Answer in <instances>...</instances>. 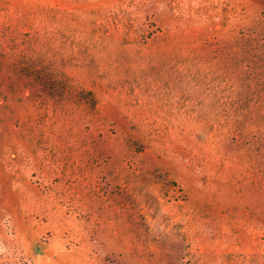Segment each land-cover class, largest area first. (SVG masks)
Wrapping results in <instances>:
<instances>
[{
    "label": "rangeland",
    "instance_id": "1",
    "mask_svg": "<svg viewBox=\"0 0 264 264\" xmlns=\"http://www.w3.org/2000/svg\"><path fill=\"white\" fill-rule=\"evenodd\" d=\"M0 264H264V0H0Z\"/></svg>",
    "mask_w": 264,
    "mask_h": 264
}]
</instances>
